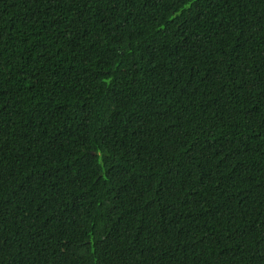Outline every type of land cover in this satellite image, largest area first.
I'll use <instances>...</instances> for the list:
<instances>
[{"label":"trees","instance_id":"trees-1","mask_svg":"<svg viewBox=\"0 0 264 264\" xmlns=\"http://www.w3.org/2000/svg\"><path fill=\"white\" fill-rule=\"evenodd\" d=\"M0 264H264V0H0Z\"/></svg>","mask_w":264,"mask_h":264}]
</instances>
